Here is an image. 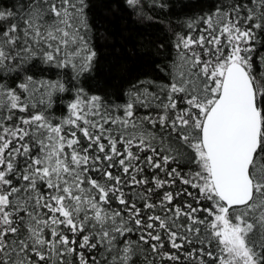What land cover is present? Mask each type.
<instances>
[{
	"label": "snow or ice",
	"instance_id": "6c2138e0",
	"mask_svg": "<svg viewBox=\"0 0 264 264\" xmlns=\"http://www.w3.org/2000/svg\"><path fill=\"white\" fill-rule=\"evenodd\" d=\"M89 7L0 0V264H264V0L168 21L118 94L84 86Z\"/></svg>",
	"mask_w": 264,
	"mask_h": 264
},
{
	"label": "trees",
	"instance_id": "16d2710c",
	"mask_svg": "<svg viewBox=\"0 0 264 264\" xmlns=\"http://www.w3.org/2000/svg\"><path fill=\"white\" fill-rule=\"evenodd\" d=\"M167 9H148L165 23L141 19L125 0H90L92 46L97 55L90 74L82 78L84 86L95 93L118 94L135 80L160 77L156 65L171 51L168 21L197 15L212 5V0H167ZM168 48H161V43ZM39 73L40 69H34ZM55 78L54 71L47 73Z\"/></svg>",
	"mask_w": 264,
	"mask_h": 264
}]
</instances>
